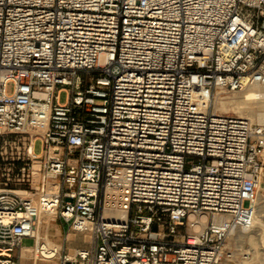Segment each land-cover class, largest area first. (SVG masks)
Wrapping results in <instances>:
<instances>
[{
	"label": "built area",
	"instance_id": "obj_1",
	"mask_svg": "<svg viewBox=\"0 0 264 264\" xmlns=\"http://www.w3.org/2000/svg\"><path fill=\"white\" fill-rule=\"evenodd\" d=\"M249 83L264 0H0V264L250 257L231 236L256 221L264 123L211 108ZM42 211L90 244L48 245Z\"/></svg>",
	"mask_w": 264,
	"mask_h": 264
},
{
	"label": "bare ground",
	"instance_id": "obj_2",
	"mask_svg": "<svg viewBox=\"0 0 264 264\" xmlns=\"http://www.w3.org/2000/svg\"><path fill=\"white\" fill-rule=\"evenodd\" d=\"M257 84L249 83L241 88L240 91L242 94L240 96L222 94L221 91L223 90H220L215 96V102H219L221 104L220 108L222 109H226L229 105H231V107H237V110L240 113L254 114V112H256L258 109H261V107L264 105V89L258 87L259 85L256 86ZM205 95L206 99L209 100V95ZM257 113L259 114L260 118L264 120V110H259ZM263 181L264 180H262L260 184V188ZM48 216L53 217L54 214L47 211H42L40 213L39 223L35 233L39 237H45L46 243L48 245H52L55 242L50 238L49 233L47 232L45 235H43L41 230L44 222L48 221ZM231 237L236 238V240L248 239L249 243L251 244L250 251L253 253V255H250L248 258L241 259L239 264H264V198L261 190L259 192V203L257 206V215L254 226L248 229L238 228ZM31 249V246L24 248L23 254L29 256L32 255Z\"/></svg>",
	"mask_w": 264,
	"mask_h": 264
},
{
	"label": "rangeland",
	"instance_id": "obj_3",
	"mask_svg": "<svg viewBox=\"0 0 264 264\" xmlns=\"http://www.w3.org/2000/svg\"><path fill=\"white\" fill-rule=\"evenodd\" d=\"M257 84V83H255ZM259 85V86H258ZM256 86L261 87L264 89V83H258ZM239 90H223L221 91L222 94H228V95H237L240 96L242 94V92ZM220 90H216L214 91L213 97H212V105L211 108L214 110H218V111H222V112H229V113H237V114H242V115H246L248 117H250L254 122L256 123H264V120H262L259 116V114L257 113L259 110H264V105L261 107V109H258L256 112H254V114H243L240 113L237 109V107H234L231 105L228 106V108L226 109H222L220 108L221 104L218 102H215V96L216 94L219 92ZM61 100L64 101L67 98V90L64 89L61 92ZM257 114V115H256ZM35 150L37 152L42 151L43 148V142L41 138H37L36 142H35ZM263 180H264V176H263ZM263 198H264V181L261 185L260 188ZM57 225H59L58 227L62 228L61 225V219L55 216H48V221L44 222V224L41 227L42 230V234L45 235L47 232L49 233L50 238L54 241L57 242L59 244L63 243L64 245H68V246H80V245H88L90 244V238L88 235H80V236H74V232L72 229L68 230V229H64L62 228L61 233L56 229ZM70 233V234H69ZM68 235H70L68 237ZM232 238V237H231ZM232 240L237 241L239 244H243V246L245 248H248L251 250V244L249 243L248 239L246 240H236V238H232ZM23 243L25 245H32L34 243V238L33 237H25L23 239ZM23 254V252H22ZM251 255H253V253L251 252ZM34 263V257H33V253L32 255H22L20 257V264H33ZM37 264H58L57 263V259H55L54 261H46V260H38Z\"/></svg>",
	"mask_w": 264,
	"mask_h": 264
},
{
	"label": "crops",
	"instance_id": "obj_4",
	"mask_svg": "<svg viewBox=\"0 0 264 264\" xmlns=\"http://www.w3.org/2000/svg\"><path fill=\"white\" fill-rule=\"evenodd\" d=\"M61 225H62V228H64L65 230L68 229V230H71L69 227H68V224L65 223L63 220H61ZM59 225H57L56 229L61 233L62 231V228L61 227H58ZM70 234V233H69ZM74 236H80V235H85V234H82V233H78V232H74ZM70 235H68L69 237ZM62 246L66 249H74L75 247L74 246H68V245H64L63 243H61ZM89 245V244H88Z\"/></svg>",
	"mask_w": 264,
	"mask_h": 264
}]
</instances>
